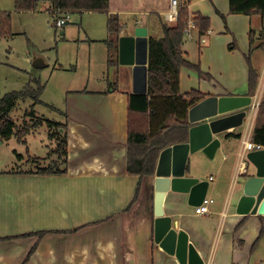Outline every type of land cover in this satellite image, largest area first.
I'll return each mask as SVG.
<instances>
[{
    "label": "crops",
    "instance_id": "obj_1",
    "mask_svg": "<svg viewBox=\"0 0 264 264\" xmlns=\"http://www.w3.org/2000/svg\"><path fill=\"white\" fill-rule=\"evenodd\" d=\"M170 6L171 0H109L108 12L80 13L103 17L107 37L91 41L105 43L111 38L110 14L119 17L120 35L146 26L149 37H163ZM180 6L191 17L210 20L208 31L197 27L192 37L183 35L182 57L192 66L180 68V93L198 90L205 95L202 99L253 95L252 67L259 75L255 92L264 101V16L232 13L230 0H180ZM117 42L118 50L109 54L108 48L106 54V84L94 91H68L74 101L68 102L67 120L59 122L68 139L67 172L0 170V264H180L154 240L155 174L128 171L133 73L131 66L120 63ZM110 57L115 63H109ZM245 121L218 135L221 146L213 158L202 151L191 155L190 174L209 181L206 197L214 199L209 213H197L185 192L169 189L163 202L165 215L173 217L212 264H264V236L256 242L264 228V209L237 212L242 181L255 168L239 157L242 137L229 134H243ZM49 154L35 158L46 160Z\"/></svg>",
    "mask_w": 264,
    "mask_h": 264
},
{
    "label": "trees",
    "instance_id": "obj_2",
    "mask_svg": "<svg viewBox=\"0 0 264 264\" xmlns=\"http://www.w3.org/2000/svg\"><path fill=\"white\" fill-rule=\"evenodd\" d=\"M55 19L66 13L83 11L109 10V0H15V7L21 10H37L45 7ZM232 13H245L249 15L264 16V0H230ZM189 16L188 9L182 7L179 20L174 26L162 22L163 37L150 36L149 39V90L147 93H131L129 96L128 116V171L137 175H154L161 151L173 143L185 142L189 138V129L192 125L188 113L190 107L205 97L198 90H192L186 94L180 93L179 79L182 65L192 66L182 57L181 44L183 41V28ZM196 19L197 27L206 32L210 28V20L199 16ZM108 30L111 38L105 40L109 48V54L118 50L117 39L120 37L122 25L117 14H110L108 18ZM12 14L9 11H0V38L11 35ZM110 64L115 63L112 57ZM259 75L251 67L250 84L251 94L256 91ZM45 84L35 78L19 91L7 93L0 99V140L9 139L16 134L22 139L33 128L24 124L17 129L15 121L9 117L8 112L20 102L33 98L34 103L42 102L40 96ZM18 102V103H17ZM31 113H35L34 110ZM253 129V139L264 145V101L261 102ZM50 126H55L51 134L57 140L58 158L36 166L37 171L43 174H62L67 172V134L59 129L64 127L56 121H48ZM40 123L37 122V125ZM31 126V127H30ZM35 126V125H34ZM53 129V128H52ZM229 136L240 138L239 132H230ZM41 158H35L38 161ZM264 236V228L260 233L258 242ZM255 242V243H256Z\"/></svg>",
    "mask_w": 264,
    "mask_h": 264
},
{
    "label": "rangeland",
    "instance_id": "obj_3",
    "mask_svg": "<svg viewBox=\"0 0 264 264\" xmlns=\"http://www.w3.org/2000/svg\"><path fill=\"white\" fill-rule=\"evenodd\" d=\"M0 11L12 14V33L0 38V99L9 92L24 89L35 78L45 84L42 102L34 103L29 98L8 112L17 124L16 131L24 124L33 128L22 139L14 134L0 140V170L37 169V165L58 158L54 153L57 141L51 135L55 126L48 121L67 120L68 102L74 101L73 96L68 98L71 94L68 91L86 87L94 91L106 84L108 45L91 41L92 37H107L106 23L102 24L99 18L103 17L97 14L72 12L67 23L56 27V19L46 6L36 11L21 10L15 7V0H0ZM60 65L64 68L60 69ZM48 153L46 160H35V156L44 157Z\"/></svg>",
    "mask_w": 264,
    "mask_h": 264
},
{
    "label": "water",
    "instance_id": "obj_4",
    "mask_svg": "<svg viewBox=\"0 0 264 264\" xmlns=\"http://www.w3.org/2000/svg\"><path fill=\"white\" fill-rule=\"evenodd\" d=\"M146 26H137L132 34L120 35V63L132 67L133 92L149 90V34ZM251 95L209 96L193 104L188 113L192 124L188 141L164 148L155 171L154 240L180 264H204L205 260L184 229H178L173 217L165 215L166 191L190 194L189 202L201 204L207 195L209 181L190 174L191 155L202 151L213 158L221 146L222 132L240 127L248 116ZM247 159L255 168L243 181L239 214H256L264 209V148L253 150ZM248 173V171L246 172Z\"/></svg>",
    "mask_w": 264,
    "mask_h": 264
},
{
    "label": "built area",
    "instance_id": "obj_5",
    "mask_svg": "<svg viewBox=\"0 0 264 264\" xmlns=\"http://www.w3.org/2000/svg\"><path fill=\"white\" fill-rule=\"evenodd\" d=\"M181 9L182 7L180 6V0H171L170 9L166 11L164 14L165 22L167 23L177 22L179 20ZM68 19H69V13H66L64 14V16L57 18L56 27H62L65 23L68 22ZM195 28H197L196 19L189 15L186 19V25L183 28V35L187 37H192V31ZM202 40L205 41L206 39L203 38ZM251 96H252V101L249 106L248 116L246 117V121L244 125L245 129L242 134V149L239 152V157L241 161H244V159L247 158L248 151L260 150L264 148V145L262 143L256 142L253 139V129H254L258 110L260 108V104L262 100H261V96L259 92H255ZM245 164H246V161L245 163H243L244 168H245ZM213 202H214L213 198L205 197L202 203L196 206V212L197 213H209L210 204ZM204 264H212V263L210 261L208 262L205 261Z\"/></svg>",
    "mask_w": 264,
    "mask_h": 264
}]
</instances>
